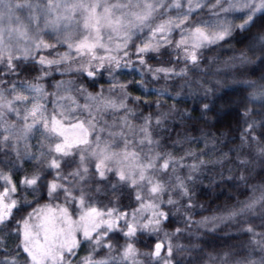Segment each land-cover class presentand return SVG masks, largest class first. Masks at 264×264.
I'll use <instances>...</instances> for the list:
<instances>
[{
	"label": "snow or ice",
	"instance_id": "snow-or-ice-1",
	"mask_svg": "<svg viewBox=\"0 0 264 264\" xmlns=\"http://www.w3.org/2000/svg\"><path fill=\"white\" fill-rule=\"evenodd\" d=\"M214 48L233 51L225 67L260 69L235 81L260 107L244 108L238 137L178 133L169 144L175 105L144 115L128 89L171 96L148 84L187 77L181 87L206 99L214 89L189 73L207 75ZM53 67L68 78L49 92L41 81ZM0 69V264H264V0H0ZM125 69L140 80L121 82ZM105 73L107 90L80 82L95 86ZM229 141L238 142L224 151ZM205 179L231 184L236 199L198 206ZM173 224L183 227H164ZM229 224L225 238L248 243L206 252L205 234Z\"/></svg>",
	"mask_w": 264,
	"mask_h": 264
},
{
	"label": "trees",
	"instance_id": "trees-1",
	"mask_svg": "<svg viewBox=\"0 0 264 264\" xmlns=\"http://www.w3.org/2000/svg\"><path fill=\"white\" fill-rule=\"evenodd\" d=\"M178 38V36H177ZM230 44L235 47L236 53H238L243 45L235 44V42H230ZM224 49H228L229 45H223ZM47 54V53H45ZM234 55L233 51L230 50H221V48H214L211 52H205V57H216V62L211 65L210 69L207 71V75H203L200 72H190L189 76L194 78H199L202 76L203 81L205 84L214 89V94L210 93L208 97L205 98H199L203 97V89H199L196 93V97L189 95V89L184 86L181 87L183 84L184 79H187V77L184 78H172L168 82H166L163 78L159 80V82L156 83H149L148 87L149 89H167L169 93H171V96H175L176 93H181L182 95L180 97H177L176 99H172L171 96L164 95L159 96L155 92H149L147 94H144L142 92H139L140 89H137L135 87L129 88L128 91L131 93L132 96H139L141 97L142 103L139 105H136V108L141 111L144 115H147L149 113H156L159 114L160 112H167L169 111L173 105H175V112L170 116L167 127L171 131L170 139L168 140V143L170 144L172 140L177 139V134L179 133L181 136H200L202 133H215L217 137L221 140H224L226 137H220L219 134L221 132L226 133L227 136H237L239 135L240 127L243 125H240L238 122L240 120V114L243 112L245 107H255L259 109V105H249L246 100H244V95H246V92L248 90L241 89L235 81H239L242 79H252L255 78L256 75L259 74L260 69L257 68L255 65H248L244 68H233L231 66L225 67L224 62L228 59V57ZM150 63H152L150 61ZM208 64V60L205 59L204 63H202L199 67L201 69L205 68V65ZM31 67V65H29ZM183 67V64L177 65V71H179V68ZM37 71L32 72L30 75L34 76L37 75L39 72V66H36ZM253 69H255L253 71ZM45 71L51 72V75L41 81L42 84L45 85L47 91L52 92L54 91V83L55 81L61 80V79H67L68 77H61L59 74L56 73L55 68L52 69L45 68ZM2 71V69H0ZM244 73V74H242ZM21 77H15V79H20ZM30 78V76L28 77ZM135 80H140V77L137 76ZM81 83L85 84V87L88 88V91L95 92L99 91L100 87L103 86L105 90H107L111 84V80L107 78V73L104 74L103 77L98 79L95 83V86L90 85L86 81H80ZM195 87V85H193ZM157 101H160V104H157ZM146 102V103H145ZM80 103L83 104V99L80 100ZM209 103L211 104V111H207L203 113V119H192L189 120L186 117L191 116L193 118L201 116V107L203 104ZM130 106L131 103H130ZM49 110H51L52 105L48 104ZM223 108V111L217 114V110ZM185 118H182V115ZM255 116V113L253 114ZM258 118V117H257ZM108 119H111L108 117ZM192 125H195V128L192 127ZM165 136H168V133H164ZM238 142V141H229L227 145L223 146V150L227 151V147L230 146L232 143ZM184 147H191L194 149H199L203 147V141L200 142L199 145L193 143L191 145L186 144ZM182 154V152L180 153ZM229 165L225 164L224 168V176L227 177L229 175H233V173H229L227 171V168ZM219 167H217L214 172H219ZM235 175H239V172H235ZM215 179L219 181L220 177L216 176ZM210 185L209 180L205 179L203 181V186L199 190V195L196 197V203L197 205L203 204L205 207L211 209L216 204H224L228 203L231 204L236 199L237 196V189L233 187L231 184L227 183H217L215 185ZM243 199V196L240 197ZM99 200L101 201V205L107 204V198H105L103 195L99 197ZM38 203L44 204L45 200H41ZM55 203H62V201H54ZM122 204H126L127 200L121 201ZM37 205L33 204L32 207L35 208ZM108 207H113L118 205H112L108 204ZM31 209H27L26 211H30ZM123 208H120V211H123ZM205 215H211V212H198L197 215L194 216V219H200L201 216ZM258 223V221L256 222ZM166 230L171 231L174 227H183L182 224L180 225H165L164 226ZM211 228V225L208 226ZM264 229L257 228V231H261ZM203 231V230H201ZM235 232V227L233 225H220L218 232L215 234V236L205 234V239L208 241L209 245L204 250L211 251L214 253H220L222 254L224 251H231V249L228 247L231 244L240 243L243 242L245 244L248 243L249 237L247 235L245 236H232L230 239L225 238V233ZM163 235V233H161ZM154 242V241H153ZM177 243H183L188 244L189 241L187 239H184L183 237L177 239ZM192 243H203L199 240H193ZM215 245V247H212L211 245ZM252 247V245H249ZM138 247H141V250H146L143 248V246L138 245ZM166 251V249H165ZM81 255H83V252H81ZM242 255V253H241ZM257 255L259 253L257 252ZM232 259H235V257H232Z\"/></svg>",
	"mask_w": 264,
	"mask_h": 264
},
{
	"label": "rangeland",
	"instance_id": "rangeland-1",
	"mask_svg": "<svg viewBox=\"0 0 264 264\" xmlns=\"http://www.w3.org/2000/svg\"><path fill=\"white\" fill-rule=\"evenodd\" d=\"M236 23H239V21H236ZM59 51H64L63 48L59 49ZM38 58V57H37ZM124 73H127L126 75ZM124 73H118L117 76L118 78L121 80V82H126L128 80H132V79H136L137 76H134L133 73H131L129 70L125 69ZM139 92L144 93L142 90H140ZM145 94V93H144ZM35 141H33L34 143Z\"/></svg>",
	"mask_w": 264,
	"mask_h": 264
}]
</instances>
